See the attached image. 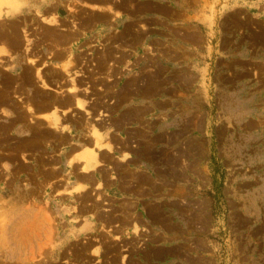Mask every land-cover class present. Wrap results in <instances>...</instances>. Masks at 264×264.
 Returning <instances> with one entry per match:
<instances>
[{
    "label": "rangeland",
    "instance_id": "obj_1",
    "mask_svg": "<svg viewBox=\"0 0 264 264\" xmlns=\"http://www.w3.org/2000/svg\"><path fill=\"white\" fill-rule=\"evenodd\" d=\"M13 5L0 6V264H264V0ZM70 76L78 150L91 124L104 148L88 180L54 165L49 127L25 112L71 98Z\"/></svg>",
    "mask_w": 264,
    "mask_h": 264
},
{
    "label": "crops",
    "instance_id": "obj_2",
    "mask_svg": "<svg viewBox=\"0 0 264 264\" xmlns=\"http://www.w3.org/2000/svg\"><path fill=\"white\" fill-rule=\"evenodd\" d=\"M8 1H10L11 3L14 2L15 5H13L12 8L17 9V6H16L17 0H0V6H1V4H7ZM91 5L95 6L97 8L100 7V5H98L96 3H92ZM0 48L2 49V47H0ZM3 59L8 60V58L5 56H3ZM61 59H62V57H59V56H57L53 59L52 62L56 61V64L54 65L55 67H58L62 63ZM52 62L50 63L51 65H52ZM66 63L63 64L61 70H63V67L66 66ZM56 65H58V66H56ZM34 68H35L34 69V73H35L36 69L38 67L36 66ZM71 78H73V77L70 76V79L67 78L68 85L65 88L67 91V92H65V94L70 93L68 90L71 86V82H70ZM56 91L58 93L60 92L59 89ZM60 93H62V92H60ZM71 94L72 93H70V96L72 99H74L73 98L74 96H75V99H76V96L80 97V95H78V92H74L72 95ZM71 98H69L68 100H64V99H61L59 97H56L53 100H51L49 103L42 104V105H35L31 101L32 108L29 107L31 109L30 113L32 112L31 116L34 118L35 121H43V122L45 121V123L47 121H48V123H50V121H52L53 116L57 115V117L59 118V124H58L57 128H54L53 126H51L48 123H46V124L44 123L45 126L50 128V129H47L49 131V133L51 135H53V139H54V142L56 144V152H58V153L60 152L63 155L62 158L59 157L58 160L56 159V162L54 163V165L56 166L57 164L59 165L61 162H63L67 167L71 168L70 170L74 171V173L72 172L74 174L73 175L74 179L83 178V179L88 180L90 177L96 176V173L98 172V170L100 169L102 164L98 161H96V162L95 161H89L87 163V161L85 160V155H86L87 151H89L91 149L95 150L96 153L97 152L102 153L104 148L101 147L99 149L95 146L96 144H95L94 137L93 136L91 137V135L93 134L92 128L95 126H94V124L93 125L91 124L90 127L87 126L89 129L88 135L90 138L88 140L85 138L84 141L82 142V144H90V145H85L81 150H78L77 145H80L81 143L79 144L76 140H77L79 135H81L82 133L85 134V128H84L83 124L84 123L86 124L87 121H86V118L84 115H83L84 119L82 121H80L79 119H76L75 116H72V110L75 109L77 107V105H76V100L74 99L75 100V102H74V100H71ZM67 102H69V103H67ZM53 107H55V108L53 109ZM32 109H33V111H32ZM77 109H80V108L77 107ZM25 112L29 113V111L26 109H25ZM44 112L47 114L49 120L43 119V117H41L42 113H43V115H45ZM77 112H79V110H77ZM37 113H38V115H40V113H41V115L38 116ZM50 117H52V118H50ZM95 117H97V116H95ZM97 118L99 121L105 119L104 117H101V116H99ZM26 125H28V123ZM16 132L20 133L21 135L25 134L24 130L22 132H19V131H16ZM98 134L100 135L99 132H98ZM104 152H105V154L108 155L107 151H104ZM122 152H123V150L120 151L119 155H117V156L115 155V156L119 158V162H127L130 159V154H128L126 156H122ZM104 179H106V182H104V183H108L109 178L105 177ZM85 188H86V186H84V189ZM132 229H133L132 232L135 233L136 227H132Z\"/></svg>",
    "mask_w": 264,
    "mask_h": 264
},
{
    "label": "bare ground",
    "instance_id": "obj_3",
    "mask_svg": "<svg viewBox=\"0 0 264 264\" xmlns=\"http://www.w3.org/2000/svg\"><path fill=\"white\" fill-rule=\"evenodd\" d=\"M99 1V0H98ZM102 2V1H101ZM97 19V18H96ZM51 23V22H50ZM54 23V22H53ZM59 41V40H58ZM1 49V48H0ZM3 50V49H2ZM0 52H1V50H0ZM1 53H4L3 51L1 52ZM107 54V53H106ZM2 56V55H1ZM100 59V58H99ZM102 60V59H101ZM100 60V61H101ZM36 61V60H35ZM33 59H30V64L31 65H34V62H35ZM105 61V60H104ZM231 64V63H230ZM63 66V65H62ZM2 67V66H1ZM32 69V68H31ZM37 70L39 71V68H37L36 69V72H35V76L38 78V72H37ZM155 76V75H154ZM144 80V79H143ZM40 81V83H41V81H42V87H45L46 88V83H44L43 81L44 80H39ZM73 81V80H72ZM71 81V82H72ZM73 83V82H72ZM71 83V87L69 88V92L70 93H74L75 92V86L73 87V84ZM56 85V84H55ZM48 87V86H47ZM44 93V92H43ZM71 94V95H72ZM42 95V94H41ZM121 95V94H120ZM3 97V96H2ZM71 97V96H70ZM74 99H75V96L73 97ZM74 99H72L71 98V100H74ZM70 100V101H71ZM76 105H77V107L79 108H83L84 107V104H83V102L81 101L82 99L79 97V96H76ZM75 100H74V102H75ZM246 100V99H245ZM242 104L244 103V104H246V102L243 100V99H241V100H239ZM48 102V101H47ZM67 103H69V102H67ZM73 103V102H72ZM238 104V103H237ZM243 104V105H244ZM239 105V104H238ZM236 107V106H235ZM238 107V106H237ZM55 107H53V109H54ZM68 108V107H67ZM28 110L29 111H31V109L28 107ZM242 110L244 111V117H246L248 114H250L249 113V111H248V108H245V107H242ZM32 111H33V109H32ZM145 111V110H144ZM48 112V111H47ZM30 113V112H29ZM32 113V112H31ZM45 113V112H44ZM55 114V113H54ZM37 115H38V113H37ZM40 115H41V113H40ZM40 115H38V116H40ZM41 117H43V119H47V120H49L48 119V116H47V114L45 113V115H43V113H42V115H41ZM50 118H52V117H50ZM44 123H45V121H44ZM58 124H59V118L57 117V115H54L53 116V118H52V121H50V125L51 126H53L54 128H57L58 127ZM31 128V127H30ZM64 128V127H63ZM50 129V128H49ZM94 130V129H93ZM33 131V130H32ZM98 131V130H97ZM52 132V131H51ZM53 133V132H52ZM95 133V132H94ZM96 134V133H95ZM96 136H99L98 134L96 135ZM41 140V139H40ZM42 140H44V139H42ZM58 140V139H57ZM94 140H96L95 138H94ZM99 140V139H98ZM97 141V140H96ZM95 141V144L96 143H98V142H96ZM36 142H38V141H36ZM64 142V141H63ZM95 146H97V144L95 145ZM95 148V147H94ZM97 153L95 152V150H93V149H91V150H89V151H87V153H86V155H85V160L87 161V163L89 162V161H95L96 162V160H97ZM88 198V197H87ZM52 228V227H51Z\"/></svg>",
    "mask_w": 264,
    "mask_h": 264
}]
</instances>
